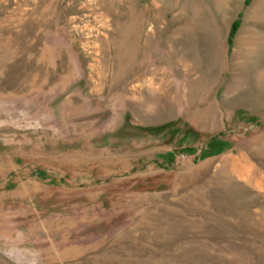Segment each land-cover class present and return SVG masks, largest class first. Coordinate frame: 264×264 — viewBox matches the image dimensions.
Masks as SVG:
<instances>
[{
	"label": "rangeland",
	"instance_id": "obj_1",
	"mask_svg": "<svg viewBox=\"0 0 264 264\" xmlns=\"http://www.w3.org/2000/svg\"><path fill=\"white\" fill-rule=\"evenodd\" d=\"M119 1L0 0V264H264V0Z\"/></svg>",
	"mask_w": 264,
	"mask_h": 264
},
{
	"label": "bare ground",
	"instance_id": "obj_2",
	"mask_svg": "<svg viewBox=\"0 0 264 264\" xmlns=\"http://www.w3.org/2000/svg\"><path fill=\"white\" fill-rule=\"evenodd\" d=\"M99 1V0H98ZM103 3H109V4H105V9L106 10H108V15H111V13H112V11H114L115 10V12H116V6H115V4H117V5H119L120 4V1L119 0H101ZM182 2H180V0H177V2L175 3V4H177V3H182L183 4V1H185V0H181ZM173 4V3H172ZM110 7V8H109ZM120 8V7H119ZM120 10V9H119ZM119 18L118 19H120V20H122V17L124 16V15H122V13L120 14L119 13ZM115 16H113V18H114ZM135 17V16H134ZM134 17L131 19V21H130V23H134ZM136 18H137V16H136ZM138 18H140L139 16H138ZM114 19H116V18H114ZM125 19V17L123 18V20ZM123 20L122 21H120V22H122L123 23ZM126 24H127V22H125ZM140 24H141V21L139 22ZM125 27H126V25H125ZM125 27H124V29H125ZM123 30V29H122ZM128 33V32H127ZM115 44H117L118 45V47H120L119 45V43H117V40L115 39Z\"/></svg>",
	"mask_w": 264,
	"mask_h": 264
}]
</instances>
